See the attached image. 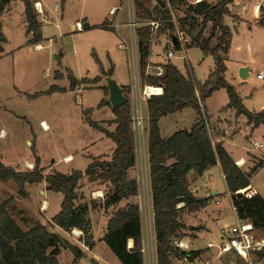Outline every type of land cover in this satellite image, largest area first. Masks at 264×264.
<instances>
[{"label":"rangeland","instance_id":"rangeland-1","mask_svg":"<svg viewBox=\"0 0 264 264\" xmlns=\"http://www.w3.org/2000/svg\"><path fill=\"white\" fill-rule=\"evenodd\" d=\"M38 1L42 3L44 13L39 14L35 10L43 38L38 45L27 42L28 38L31 39V35L27 37L25 35L27 24L21 0H12L0 14V31L7 40L4 45L5 51L0 56V161L16 171H27L33 168V165L28 163L34 164L35 154L39 158L40 167L45 175L54 172L62 174H70L72 171L84 172L92 159L108 161L114 149V143L110 139L84 122V117H89L108 131H114L116 125L112 123L114 115L111 109L107 106L98 107L102 100H108L109 94L103 90L107 87L106 78L108 77H102L96 84L82 85L71 91L66 74L70 71L76 79H94L100 75V66L105 72L112 68L111 78L120 87H130L129 84L132 81L130 48L132 47L135 52L136 63L139 60V52L137 38L125 26L128 16L127 11L122 7L127 0H66L62 6L61 0ZM138 1L148 11L156 5L154 0ZM130 2L140 26L151 21L144 19L146 14L136 7L135 0L133 3L132 0ZM186 2V6L171 9L175 19L185 16L187 4H196L199 0ZM256 2L251 0L249 9L246 11L252 28L251 32L247 37L242 30L239 34L233 35L232 47L228 60L225 62L227 65L225 79L236 88L242 105L250 112H260L264 108V80L255 79L258 73L264 72V25L259 24L260 21L264 23V11H260L263 17L261 16L259 21L253 23V12L250 8ZM113 6L121 10V12L116 11L115 16H118L116 20L115 16L108 15L109 9ZM261 7L264 8V5ZM105 18L111 21V23L107 22L108 27L113 28L99 27ZM77 22L83 26L87 23L90 29L71 30V26H75ZM116 22L122 27L114 29ZM94 26L97 27L91 28ZM158 27L154 28L152 32L154 35ZM176 34V29L166 30L164 35L153 38L150 42L151 55L152 53L158 55L153 57L155 61L161 62L159 65L167 62L165 56L168 49L165 44L170 45ZM237 46H240L241 50L238 51ZM93 54L99 63L95 61ZM174 54L176 57L171 58L170 63L186 75L189 66L186 67L184 62L177 58L180 54L175 51ZM186 55L196 80L203 83L214 67L212 58L203 57L196 47L188 48ZM146 63L150 64L148 59ZM151 65H158V63H151ZM242 67L247 69L244 79H241L239 75ZM57 72L63 75L61 79H55ZM141 84H143L142 81ZM52 86L64 88L65 91L40 94L48 91ZM35 94L40 95L28 97ZM123 95L129 98L130 92L123 91ZM205 102L211 137L218 141L221 133L227 131L229 135L225 136L224 142L226 151L235 159L248 157L247 165L241 168L242 172H247L245 168L249 166L248 164L253 167L262 162L264 160V126L261 125L251 132L244 115L234 117L232 115L234 110L226 108L229 101L225 89L217 91ZM143 112L146 116L147 105L144 106ZM41 121L45 123L40 124ZM159 121L160 135L169 137L177 130H188L195 122V111L188 108L170 114ZM144 123L147 127V122L144 121ZM43 127L46 130H43ZM233 133L235 135L231 136L230 134ZM142 136H145V133L144 135L134 133L135 162L127 171L128 179H134L137 182L136 196L120 200L117 204L106 208L105 204L114 194L115 187L98 182L90 183L86 177L80 181L77 193L82 195L78 203L86 206L85 218L89 221L93 237L99 241L106 232L108 220L118 209L130 203L137 205L142 237L140 247L144 249L142 256L148 262L152 254L153 258L155 257L156 249L149 167L144 157L145 144ZM253 142L261 144L262 148L254 147ZM210 174L213 175V185L208 187L210 191L219 194L220 205L212 204L206 209L209 212L213 207H218L222 215L219 223L231 225L235 223L236 217L224 180L217 168L211 170ZM250 183L261 195H264V166L254 172ZM41 190L43 191L44 188L38 184L28 186L26 191L33 196V199H30L29 194L21 196L18 193L19 188L14 182H0V200L13 197L22 216L49 225L48 221L52 219L51 217L60 211L62 195L51 191L43 195L40 194ZM207 194L211 195L210 192ZM44 202L47 203V208H44ZM181 212L180 219L188 226L199 224L201 222L199 217L201 216L202 219L204 215V212L200 213L199 217L194 214L195 212L191 214L185 210ZM18 224L23 228L21 222ZM206 225L215 231L211 219L206 221ZM49 229L71 245L79 247V244H83L84 236L80 231L71 230L66 233L54 226ZM185 232L184 230L180 235H190V232ZM199 232L202 237L204 232L201 230ZM258 235L264 237L261 231H258ZM214 238L215 235H212L199 241L186 239V242L190 249H196L203 247L207 241ZM66 252L69 251L66 250ZM93 252L107 264H115L118 261L103 241L96 243Z\"/></svg>","mask_w":264,"mask_h":264},{"label":"trees","instance_id":"trees-1","mask_svg":"<svg viewBox=\"0 0 264 264\" xmlns=\"http://www.w3.org/2000/svg\"><path fill=\"white\" fill-rule=\"evenodd\" d=\"M12 0H0V14ZM121 1V0H119ZM164 6L156 4L151 11L144 9L138 0L136 7L146 14L145 20L159 22L158 31L154 35L149 26L143 25L136 30L139 52L140 74L144 77L146 59L149 55V45L153 38L164 35L166 30L174 31L171 22V9L186 6L187 0H162ZM24 7L26 22V37L31 35L28 43L38 45L42 41L41 25L37 20L34 0H21ZM235 0H201L196 4H187L186 14L176 19L177 29L188 36L186 48H198L203 57L210 56L213 69L206 80L200 83L196 80L192 70L187 69L183 75L171 63L163 64L161 76H148L147 85L162 88L160 95H152L147 100L148 116V176L150 179L151 209L154 214L153 226L155 230V249L157 264H174L173 255L176 253L172 246L174 238H181V232L187 229L180 221L182 210L197 211L208 205L209 198H197L190 189L191 178L201 174L219 163L224 175L227 191L237 221H248L252 226L264 233V198L255 193L250 198L239 191L245 190L250 184V178L258 169L264 166V160L254 165L248 172L243 173L223 148V143L215 141L210 134L207 120L206 99L214 92L226 91L228 101L226 108L233 109L235 116L244 115L254 127L264 126V109L260 112H250L244 105L236 88L225 79V72L230 52L231 39L237 32L236 24L240 22L238 16L232 14L231 7ZM61 6L64 0H61ZM260 11L264 8L259 7ZM259 24L264 25L261 21ZM97 26L91 27L96 28ZM109 29L105 20L99 26ZM82 29H90L82 25ZM7 42L0 31V53ZM97 63L98 60L93 54ZM112 68L104 71L100 66V75L94 79H76L68 71L69 89L75 90L82 85H93L102 77H111ZM63 75L56 73L55 79ZM125 92L127 86L121 87ZM105 93L107 87L103 88ZM64 92V88L52 86L44 93ZM35 94L28 97H36ZM111 109L108 100H102L100 107ZM192 108L195 111V122L188 130H179L167 138H163L159 131V120L170 114ZM115 124L113 132L101 127L89 117L84 122L91 128L101 132L114 143V149L108 161L92 159L84 172L72 171L70 174L54 172L45 175L40 167L39 158L34 154V164L31 170L16 171L5 166L0 161V182H14L19 188L21 196H27L24 191L26 184H46V190L60 193L62 201L60 211L54 215L49 225L42 224L32 218L22 216L15 199L10 197L0 200V264H59L58 256L62 250L69 251L75 260L85 257L77 246L71 245L59 234L52 232L49 227H57L68 233L71 230L80 231L84 236L83 244L91 249L93 235L86 217V206L78 203L82 195H78L80 181L86 177L90 183L110 184L115 187L112 197L106 202L109 208L123 199L137 195V182L128 179L127 171L135 162V141L131 130L129 103L116 110L111 109ZM84 113V112H83ZM84 115V114H83ZM192 171V174H189ZM21 222L23 228L18 224ZM83 238V237H82ZM141 226L140 213L137 205L127 204L118 209L108 220L106 232L100 241H103L116 256L120 264H143L141 253ZM133 246L128 248V241ZM200 251H192V256L199 255Z\"/></svg>","mask_w":264,"mask_h":264},{"label":"built area","instance_id":"built-area-1","mask_svg":"<svg viewBox=\"0 0 264 264\" xmlns=\"http://www.w3.org/2000/svg\"><path fill=\"white\" fill-rule=\"evenodd\" d=\"M200 1V0H199ZM133 3V0H132ZM156 3V2H155ZM38 3H35V9L39 14H42L41 10L38 9ZM127 11V23L125 26L129 29L131 34L136 37V30L140 27V24L136 21V18L133 14L132 4L130 0H127V3L123 5V7ZM120 11V9L113 8L110 10V16H115L116 11ZM119 12V13H120ZM169 12H171V8L169 7ZM171 22L174 25V29L177 30V34L175 38V44H170L171 49L166 55V58L169 60L171 58H175L174 51L177 54H180L177 58H180L184 65L187 66V48L186 45L189 41L188 36L184 33L180 32L177 29L176 19L173 17V13L171 12ZM118 16H115L116 20ZM146 26H149V29L154 32V28L159 26V22L151 20ZM122 27L119 23H115V28ZM113 28V27H111ZM82 29V25L77 22L73 30L79 31ZM133 35V36H134ZM138 43V42H137ZM130 59H131V74L132 81L127 86V91L130 92V97L127 98V102L129 103L130 108V118H131V130L133 133H138L140 135H144L143 140L145 144V153L144 157L146 162L148 163L147 157V144H148V116L144 115V106L147 105V100L150 99L152 95H160L147 92V89L150 88V85H147L144 81L148 76H161L163 73V67L157 65H146V70L144 77L140 74L139 60L136 63L135 60V52L130 48ZM141 78V80H140ZM257 81L264 80V72L261 71L255 76ZM141 81L143 84H141ZM153 86V85H151ZM159 87V86H155ZM161 89V87H159ZM143 109V110H142ZM144 121L147 122V127L145 126ZM145 126V127H144ZM46 128L43 127V130ZM147 129V131H146ZM135 141V139H134ZM254 147L262 148L257 142L252 143ZM135 154H136V143H135ZM238 164L237 162L235 165ZM240 167V165H236ZM149 167V165H148ZM224 177V175H223ZM150 180V179H149ZM246 197H251L254 195L250 190H241L239 191ZM172 246L175 248L176 253L173 255V263L174 264H264V237L258 235V230H256L252 224L248 221L239 222L236 221L231 225H226L220 228L219 238L215 241L210 240L205 244L204 251L206 252V256L201 252L199 255L192 256L189 254L192 252L188 245L184 243L183 238H174L172 242ZM141 253H144V249L140 250ZM143 257V256H142ZM143 264H157L156 260V252L155 257L148 259V262L145 261L143 257Z\"/></svg>","mask_w":264,"mask_h":264},{"label":"crops","instance_id":"crops-1","mask_svg":"<svg viewBox=\"0 0 264 264\" xmlns=\"http://www.w3.org/2000/svg\"><path fill=\"white\" fill-rule=\"evenodd\" d=\"M36 3H38L39 5H38V9H40L41 10V12H42V14H44L43 13V6H42V3L41 2H39L38 0H34ZM66 0H64V2H65ZM257 2L256 3H254V4H252L251 5V10H252V12H253V23H256V21H259V18H262L263 16H262V14H261V12H260V9H259V7L261 6V5H264V0H256ZM250 2H251V0H235V2H234V5L231 7V9L233 10L232 12H233V15L235 14L236 16H238L239 17V19H240V22L238 23V24H236V28H237V32H235L234 33V35L235 34H239V32L242 30V33L245 35V37H247L248 35H249V33L251 32V30H252V28L250 27V24H249V21H248V16H246V11H248L247 9H249V5H250ZM113 8H116L115 6H113V7H111L110 9H109V11H108V15L110 16V14H109V12H110V10L111 9H113ZM230 9V10H231ZM120 14V13H119ZM262 16V17H261ZM105 20L107 21V22H109V23H111V21L108 19V18H105ZM85 25H88L87 23H84ZM89 27H90V25H88ZM25 27V26H24ZM111 27V26H110ZM73 28H74V26L72 25L71 26V30H73ZM24 30H25V28H24ZM233 38V37H232ZM27 40H29V38L27 39ZM231 43H232V39H231ZM231 43H230V47H232L231 46ZM5 45V44H4ZM4 45H3V52L2 53H0V56L1 55H3V53H4ZM248 46V45H247ZM165 47L168 49V52H169V50L171 49V46L170 45H168V46H166V44H165ZM188 49V48H187ZM236 49L239 51V50H241V47L240 46H237L236 47ZM248 49H249V47H248ZM231 50V49H230ZM167 52V53H168ZM167 53H166V55H167ZM153 56H158L157 54H155V53H152V55H151V49H149V55H148V57H147V59H148V62L150 63V64H147V65H150L151 66V63H158V65L157 66H161V67H163L162 65H159V64H161V62L160 61H155L154 60V57ZM165 59H167L166 58V56H165ZM167 62L166 63H170V59L168 60H166ZM165 63V64H166ZM187 63H188V61H187ZM172 64V63H171ZM187 66H189V68H190V70H192V68H191V66L188 64ZM186 66V67H187ZM192 72H193V70H192ZM207 78V77H206ZM161 91H162V88H161ZM215 93H217V92H214L213 94H215ZM212 94V95H213ZM229 103V102H228ZM227 103V104H228ZM227 106V105H226ZM264 109V108H263ZM252 112H254V111H252ZM255 113H258V112H255ZM232 115H234V117H238V116H235V112H234V114L232 113ZM241 116V115H240ZM168 117V116H167ZM166 118V117H165ZM45 123L44 121H41L40 122V124L41 123ZM247 124H248V128L250 129V131L252 132L254 129H256L257 127H254L253 126V124L252 123H249L248 122V120H247ZM47 125V124H46ZM259 127V126H258ZM47 128H48V125H47ZM46 130V129H45ZM177 131H179V130H177ZM176 132V131H175ZM174 133V132H173ZM172 133V134H173ZM226 135H229V133L227 132V131H225V132H222L221 133V137L220 138H218L217 140L219 141V142H222L223 143V148H224V142H225V136ZM231 136H233V135H235V133H233V134H230ZM163 138H167V137H163ZM259 144V143H258ZM259 145H261V144H259ZM262 146V145H261ZM224 150L226 151V149L224 148ZM227 152V151H226ZM227 154L231 157V159L236 163H238V164H236V165H240V167H238L240 170H241V168L242 167H245L244 165H247V158L245 159H243V158H238V159H235L233 156H231L228 152H227ZM71 158H72V156L70 155V154H68ZM67 156V155H66ZM65 156V157H66ZM65 157H64V159H65ZM69 157H67V159H68ZM65 161V160H64ZM71 161H73V160H71ZM71 161H69V162H71ZM67 162V161H66ZM28 164H31V166L33 165L32 163H28ZM249 166L247 167V168H245V170L248 172L249 170H248V168L251 166L250 164H248ZM252 167V166H251ZM215 168H217L218 169V172H219V174L222 176V178H223V180H224V183H225V179H224V177H223V174H222V171H221V167H220V165H219V163L218 164H216V165H214V166H211V167H208V169H206L202 174H201V176H197V177H194L193 178V180H191V183H190V189H191V191H192V193H194V195L197 197V198H201V199H203V198H208L209 196H210V198H209V202H208V205L205 207V208H202V209H199V210H197V211H192V212H195L194 214L195 215H197V217H199V214L200 213H203L204 212V215H202V219H201V216L199 217V220L201 221V222H199V224H196V225H191V226H188V225H186V224H184L183 222H182V220L180 219V221L185 225V227H187L188 229L187 230H185L186 232H190V235L189 236H184V237H181V238H183V241H184V243H186L187 245H188V243L186 242V239H188L189 241H191V240H195V241H199L200 239H204V238H206V236L208 237H210V236H214L215 235V238L214 239H212V241H215V240H217L218 238H219V235H220V228L221 227H223V226H226V224H221V223H219L220 222V219H221V211H220V209L218 208V207H216V208H214L213 207V209H211L209 212L207 211V207L209 206V205H212V204H214V205H216V206H219L220 205V202L218 201V193H215V192H212V191H210V188L208 187V185H213V175L212 174H210V171L211 170H214ZM149 169V168H148ZM242 171V170H241ZM31 184H26L24 187H25V192H26V194H29V198L30 199H33V196L28 192V191H26L27 190V188H28V186H30ZM37 185V184H36ZM38 186H42L43 188H44V190L42 191H40V194H43V195H45V193L47 192V190L45 189L46 188V184L44 183V182H42V183H40V184H38ZM149 186H150V180H149ZM225 186H226V189H227V185H226V183H225ZM246 190H250L251 192H253L254 194L255 193H258L261 197H263L264 198V195H261L260 194V192L259 191H257L252 185H251V183L249 184V186L246 188ZM207 192H210L211 193V195H208L207 194ZM228 192V191H227ZM229 193V192H228ZM229 196H230V193H229ZM45 204H43V206H44V208H47V203L46 202H44ZM231 203V202H230ZM44 208H43V210H44ZM191 212V213H192ZM187 213H189V212H187ZM191 213H189V214H191ZM53 217V216H52ZM51 217V218H52ZM236 217V216H235ZM209 219H211V221H213V223H214V227H215V231L214 230H212V229H210V228H208L207 227V225H206V221H209ZM237 221V219H235V222ZM48 222H50V220L48 221ZM219 225H221V226H219ZM191 227V228H190ZM203 231L204 232V234H202V237H201V235L199 234L200 232L199 231ZM75 231V230H74ZM79 232V231H78ZM92 232V231H91ZM184 232V231H183ZM185 232V233H186ZM92 235H93V232H92ZM79 238V237H78ZM102 238V237H101ZM210 241V240H209ZM209 241H207V242H209ZM98 242H100L98 239H94V237H93V246H92V248L91 249H88L85 245H83V244H79L78 246H79V248L81 249V251L84 253V255H85V257L84 258H82V259H79V260H75L74 259V257H73V255L70 253V252H66V250H62L61 251V253L59 254V256H58V263L59 264H107V262L106 261H104L98 254H96L95 252H93L94 251V249H95V246H96V243H98ZM127 245H128V248H131L132 246H133V243H132V241L130 240V241H128V243H127ZM189 247V246H188ZM204 248H205V245L203 246V247H199V248H196V249H190V250H192V251H200V252H202L203 253V255L204 256H206L207 254H206V252L204 251ZM115 264H120V262L119 261H117V263H115ZM214 264H217V263H214Z\"/></svg>","mask_w":264,"mask_h":264},{"label":"water","instance_id":"water-1","mask_svg":"<svg viewBox=\"0 0 264 264\" xmlns=\"http://www.w3.org/2000/svg\"><path fill=\"white\" fill-rule=\"evenodd\" d=\"M156 4L163 7L165 4L162 0H154ZM172 44H175V38H172ZM247 69L242 67L240 69L239 75L241 79L246 77ZM107 89H108V102L111 105L112 110H116L127 102V98L123 95L122 88L111 78H106ZM189 174H192L190 171Z\"/></svg>","mask_w":264,"mask_h":264},{"label":"bare ground","instance_id":"bare-ground-1","mask_svg":"<svg viewBox=\"0 0 264 264\" xmlns=\"http://www.w3.org/2000/svg\"><path fill=\"white\" fill-rule=\"evenodd\" d=\"M150 88L147 89V92L151 93H155V94H160L161 89L159 87H155V86H149Z\"/></svg>","mask_w":264,"mask_h":264}]
</instances>
